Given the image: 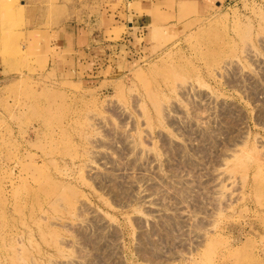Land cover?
I'll list each match as a JSON object with an SVG mask.
<instances>
[{
    "label": "rangeland",
    "instance_id": "374dc122",
    "mask_svg": "<svg viewBox=\"0 0 264 264\" xmlns=\"http://www.w3.org/2000/svg\"><path fill=\"white\" fill-rule=\"evenodd\" d=\"M11 2L0 264H264V0L180 2L147 29L88 0V62L26 47Z\"/></svg>",
    "mask_w": 264,
    "mask_h": 264
},
{
    "label": "crops",
    "instance_id": "0c3cea01",
    "mask_svg": "<svg viewBox=\"0 0 264 264\" xmlns=\"http://www.w3.org/2000/svg\"><path fill=\"white\" fill-rule=\"evenodd\" d=\"M16 1L18 3L14 6V19L19 23L17 31L24 36L26 47L48 58L67 52L81 55L83 62L85 60L88 62L89 58L85 57L91 53L90 46H97L98 43L95 40L99 38L98 34L92 33L96 30L90 26L92 19L89 17L86 20L85 17V14L89 15L87 8L89 6H86L88 0ZM188 1L122 0L128 23L132 21V28L138 29H147L155 24H167L172 17L177 19L180 15V2L188 5ZM196 1L199 4V0ZM49 8L52 10L48 11ZM44 9L47 10L44 11ZM39 14H46L50 17H39ZM80 15H83V18L79 17ZM31 20L32 25H28Z\"/></svg>",
    "mask_w": 264,
    "mask_h": 264
}]
</instances>
